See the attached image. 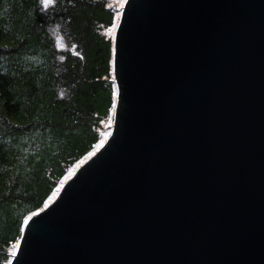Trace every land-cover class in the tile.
Returning <instances> with one entry per match:
<instances>
[{"label":"water","instance_id":"95a60500","mask_svg":"<svg viewBox=\"0 0 264 264\" xmlns=\"http://www.w3.org/2000/svg\"><path fill=\"white\" fill-rule=\"evenodd\" d=\"M108 141L11 264H264V0H127Z\"/></svg>","mask_w":264,"mask_h":264},{"label":"trees","instance_id":"16d2710c","mask_svg":"<svg viewBox=\"0 0 264 264\" xmlns=\"http://www.w3.org/2000/svg\"><path fill=\"white\" fill-rule=\"evenodd\" d=\"M109 5L0 0V264L102 141L115 88Z\"/></svg>","mask_w":264,"mask_h":264},{"label":"rangeland","instance_id":"374dc122","mask_svg":"<svg viewBox=\"0 0 264 264\" xmlns=\"http://www.w3.org/2000/svg\"><path fill=\"white\" fill-rule=\"evenodd\" d=\"M125 2H126V0H111V5H112L113 9L115 10V23L112 26H109V27H107V28H105L103 30L104 33L107 36H109V37H112V38L115 37L117 23H118V21L120 19L121 11H122V8H123V7H120V5L122 3L123 6H124ZM117 17H119V18L117 19ZM114 87L115 88H114L113 105H112L109 113L101 121V133H102V141L103 142L108 138V136L110 135V133L112 132L113 127H114V110H115L116 102H117V99H116L117 85H116V83H115ZM105 134H107V135H105ZM100 144L97 146V148L100 146ZM95 151L96 150H93L92 153H94ZM88 156L85 157L80 163H83L85 160H87L89 158ZM79 164L77 165V167L79 166ZM77 167H75V168H77ZM73 170L70 172V174H68L65 177V179L71 176ZM58 191H59V189L57 191H55V193L50 196V198L47 200V202L45 203L44 206H46L51 200H53L55 198V196L57 195ZM18 242H19V239L15 243L11 244L9 249L11 250L12 254L14 253V250H15Z\"/></svg>","mask_w":264,"mask_h":264},{"label":"snow or ice","instance_id":"6c2138e0","mask_svg":"<svg viewBox=\"0 0 264 264\" xmlns=\"http://www.w3.org/2000/svg\"><path fill=\"white\" fill-rule=\"evenodd\" d=\"M109 7H111V5H109ZM120 7H123V4L121 3V5H120ZM119 17H117V19H118ZM105 135H107V134H105ZM101 143H103V141H101ZM91 155V154H90Z\"/></svg>","mask_w":264,"mask_h":264}]
</instances>
